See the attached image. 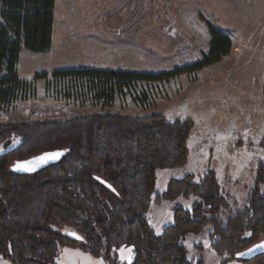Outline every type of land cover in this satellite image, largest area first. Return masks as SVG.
Instances as JSON below:
<instances>
[{"label": "trees", "instance_id": "obj_1", "mask_svg": "<svg viewBox=\"0 0 264 264\" xmlns=\"http://www.w3.org/2000/svg\"><path fill=\"white\" fill-rule=\"evenodd\" d=\"M55 7L56 0H0V93L4 86L20 84L18 66L24 51L47 53L52 48ZM210 31L208 54L185 70L153 74L82 68L57 71L53 76L84 80L81 85L94 93L93 100L114 102L126 98L134 83L168 81L184 71L220 62L233 44L211 26ZM143 96L133 99L144 101L147 96ZM193 128L191 120L169 121L162 114L105 113L61 121L0 123V145L9 148L0 153V253L15 264H56L59 248L80 247L104 257L108 264H120L119 250L131 248V264H194L184 243L207 226H212L210 240L219 256L235 258L262 241L264 162L258 166L248 207L226 223L219 214L227 201L211 171L199 182L192 174L172 179L156 201L181 197L196 201L191 209L175 208L173 223L160 234L151 227L147 214L158 171L188 164ZM51 151L65 156L35 174L12 172L16 162ZM68 231L82 240L71 238ZM255 260L264 264V255Z\"/></svg>", "mask_w": 264, "mask_h": 264}, {"label": "rangeland", "instance_id": "obj_2", "mask_svg": "<svg viewBox=\"0 0 264 264\" xmlns=\"http://www.w3.org/2000/svg\"><path fill=\"white\" fill-rule=\"evenodd\" d=\"M210 26L231 39L229 55L168 81L134 83L126 98L114 102L93 100L94 93L81 85L84 80L53 76L65 68L153 74L185 70L208 54ZM53 53L22 59L20 84L4 86L0 93V123L105 113L191 120L188 164L158 171L147 214L151 227L160 234L173 223L175 208L191 209L195 198L156 201L172 179L189 174L199 182L208 172L216 173L227 201L219 214L223 223L248 207L258 166L264 162V0H56ZM42 74L47 77L38 78ZM143 93L146 100L133 99L143 98ZM8 149L0 145V153ZM211 232L212 226H207L185 241L194 264H257L255 259L219 256L212 248ZM118 254L120 264L133 262L131 248ZM55 263L108 261L80 247H64ZM0 264L15 263L0 253Z\"/></svg>", "mask_w": 264, "mask_h": 264}, {"label": "water", "instance_id": "obj_3", "mask_svg": "<svg viewBox=\"0 0 264 264\" xmlns=\"http://www.w3.org/2000/svg\"><path fill=\"white\" fill-rule=\"evenodd\" d=\"M64 156L65 153L61 151L47 152L31 159L16 162L11 167V170L12 172L19 174H35L51 164L58 163L61 159L64 158ZM98 180L107 188L115 192V189L108 182L100 178H98ZM67 235L71 238L82 240V237L74 231H68ZM263 255L264 240L252 245L251 247L241 252L236 253L235 258L242 261H251Z\"/></svg>", "mask_w": 264, "mask_h": 264}, {"label": "crops", "instance_id": "obj_4", "mask_svg": "<svg viewBox=\"0 0 264 264\" xmlns=\"http://www.w3.org/2000/svg\"><path fill=\"white\" fill-rule=\"evenodd\" d=\"M53 50H54V34H53V46H52V48H51L47 53H31V52L24 51V52L21 54V57H20V62H19L18 70L20 71V65H22V64H21L22 59H23L24 57H26V55H27V56H28V55L33 56L34 54H36V55H46L47 57H50V55H51V56L54 55V53L52 54V51H53ZM51 58H53V57H51ZM68 69H75V68H65V69H61V70H68ZM39 72H40V70H38V71L29 70V71H28V73H39Z\"/></svg>", "mask_w": 264, "mask_h": 264}, {"label": "flooded vegetation", "instance_id": "obj_5", "mask_svg": "<svg viewBox=\"0 0 264 264\" xmlns=\"http://www.w3.org/2000/svg\"><path fill=\"white\" fill-rule=\"evenodd\" d=\"M263 241V240H262Z\"/></svg>", "mask_w": 264, "mask_h": 264}]
</instances>
